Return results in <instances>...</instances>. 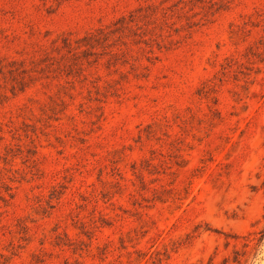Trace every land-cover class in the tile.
I'll return each instance as SVG.
<instances>
[{
	"label": "rangeland",
	"instance_id": "374dc122",
	"mask_svg": "<svg viewBox=\"0 0 264 264\" xmlns=\"http://www.w3.org/2000/svg\"><path fill=\"white\" fill-rule=\"evenodd\" d=\"M263 229L264 0H0V264H221Z\"/></svg>",
	"mask_w": 264,
	"mask_h": 264
},
{
	"label": "trees",
	"instance_id": "16d2710c",
	"mask_svg": "<svg viewBox=\"0 0 264 264\" xmlns=\"http://www.w3.org/2000/svg\"><path fill=\"white\" fill-rule=\"evenodd\" d=\"M93 36H96L95 33L85 37L83 41H93ZM263 240L264 229L243 235L242 246L235 245L232 252L223 258L221 264H253Z\"/></svg>",
	"mask_w": 264,
	"mask_h": 264
}]
</instances>
